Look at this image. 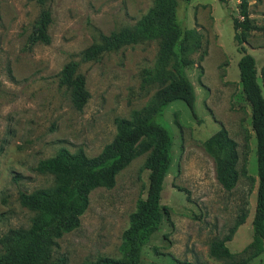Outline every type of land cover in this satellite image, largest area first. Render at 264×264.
<instances>
[{"label": "rangeland", "instance_id": "rangeland-1", "mask_svg": "<svg viewBox=\"0 0 264 264\" xmlns=\"http://www.w3.org/2000/svg\"><path fill=\"white\" fill-rule=\"evenodd\" d=\"M154 0H0V237L10 229L28 228L33 213L20 205V193L51 188L55 180L34 168L60 148L88 157L98 155L115 136L114 120L129 118L144 107L157 90L144 87L142 70L152 67L158 44L148 42L99 60L82 59L85 49L124 27H132ZM237 0H191L178 17L203 36L202 62L186 70L194 87L195 114L181 101L168 105L163 121L173 133L172 165L164 182L161 204L168 214L157 233L144 246L140 264H264L262 250L250 247L251 221L257 189L256 140L250 107L243 98L234 42L232 18L238 17ZM49 10V45L31 50L27 38L41 12ZM250 19L264 25V0H249ZM243 47L255 59L257 81L264 96V33L252 32ZM69 62L85 78L89 99L77 111L70 91L59 85V74ZM221 125L237 143L239 180L231 192L215 179L213 161L203 142ZM147 154L135 158L119 172L115 186L97 188L80 227L53 247L52 256L67 264H87L98 257L120 259L121 236L128 227L139 197L147 189ZM246 213L244 223L226 245L234 259H215L210 244L227 235Z\"/></svg>", "mask_w": 264, "mask_h": 264}, {"label": "trees", "instance_id": "trees-1", "mask_svg": "<svg viewBox=\"0 0 264 264\" xmlns=\"http://www.w3.org/2000/svg\"><path fill=\"white\" fill-rule=\"evenodd\" d=\"M43 5L45 0H35ZM191 0H154L152 7L132 27H124L109 35H99V40L85 49L82 59L97 61L104 54L116 53L124 48L148 42L158 44V52L152 67L142 70L144 87H156L154 95L139 110L132 111L129 118L114 120L115 136L101 152L88 158L82 149L70 153L60 148L52 157L40 160L34 170L50 175L55 180L51 188L33 193H20V205L33 213L28 228L10 229L0 237V264H67L64 256L53 258V247L65 234L77 230L81 217L89 205L90 193L115 186L119 172L135 158L147 154L144 169L147 171V189L139 197L135 211L129 215V223L121 236L120 259L98 257L87 264H140L141 253L151 237L157 233L167 217L161 204L164 182L172 165V130L163 121L168 105L183 102L195 114V93L186 70L195 65L193 56L198 54L202 62V34L189 29L178 17L181 6ZM226 3L227 0H218ZM238 17L232 18L234 42L241 57L237 63L239 81L244 100L250 107L251 128L256 140L257 189L253 218L251 221L252 243L258 254L264 243V96L257 81L255 59L246 53L243 44L252 32L264 33V25L257 26L250 19L249 0H237ZM51 23L49 10H43L33 31L27 38L26 47L31 50L38 44L51 43L48 27ZM264 79V67L260 72ZM59 85L70 91L71 102L82 111L89 99L85 78L77 73V64H65L59 74ZM205 154L213 161L215 179L220 187L231 192L235 189L239 172L237 143L221 125L220 129L203 144ZM243 212L226 236L214 240L209 254L215 259H234L227 243L244 223ZM174 264H192L176 261ZM234 264H247L241 259Z\"/></svg>", "mask_w": 264, "mask_h": 264}]
</instances>
